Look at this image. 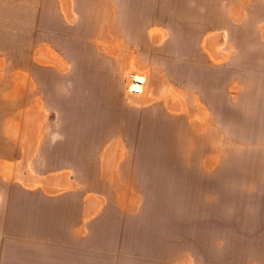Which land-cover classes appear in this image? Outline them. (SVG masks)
Returning a JSON list of instances; mask_svg holds the SVG:
<instances>
[{
  "label": "rangeland",
  "instance_id": "374dc122",
  "mask_svg": "<svg viewBox=\"0 0 264 264\" xmlns=\"http://www.w3.org/2000/svg\"><path fill=\"white\" fill-rule=\"evenodd\" d=\"M0 264H264V0H0Z\"/></svg>",
  "mask_w": 264,
  "mask_h": 264
},
{
  "label": "built area",
  "instance_id": "2783aa9c",
  "mask_svg": "<svg viewBox=\"0 0 264 264\" xmlns=\"http://www.w3.org/2000/svg\"><path fill=\"white\" fill-rule=\"evenodd\" d=\"M125 81L128 86V91L132 95H136L140 93V86L143 84V80H141V76L134 74V73H128Z\"/></svg>",
  "mask_w": 264,
  "mask_h": 264
},
{
  "label": "bare ground",
  "instance_id": "6f19581e",
  "mask_svg": "<svg viewBox=\"0 0 264 264\" xmlns=\"http://www.w3.org/2000/svg\"><path fill=\"white\" fill-rule=\"evenodd\" d=\"M139 88L141 89L142 88V85Z\"/></svg>",
  "mask_w": 264,
  "mask_h": 264
}]
</instances>
